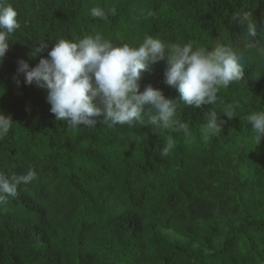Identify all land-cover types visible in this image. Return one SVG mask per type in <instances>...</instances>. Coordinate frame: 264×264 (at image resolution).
I'll list each match as a JSON object with an SVG mask.
<instances>
[{"label":"trees","instance_id":"1","mask_svg":"<svg viewBox=\"0 0 264 264\" xmlns=\"http://www.w3.org/2000/svg\"><path fill=\"white\" fill-rule=\"evenodd\" d=\"M20 29L0 63V113L13 121L0 139V171L37 178L0 205V264H264V136L245 117L264 111V0H7ZM107 19L93 18L92 7ZM114 9V13L109 12ZM250 13L259 41L250 47ZM102 35L138 46L146 36L209 50L228 44L244 78L221 88L213 105L182 102L190 135L144 123L69 127L50 112L46 91L25 85L17 61L34 67L55 40ZM47 44L35 59L31 49ZM164 61L144 72L166 98ZM17 80L20 81L18 86ZM235 106L228 120L225 109ZM215 111L225 123L205 140ZM176 143L162 155L167 139Z\"/></svg>","mask_w":264,"mask_h":264},{"label":"clouds","instance_id":"2","mask_svg":"<svg viewBox=\"0 0 264 264\" xmlns=\"http://www.w3.org/2000/svg\"><path fill=\"white\" fill-rule=\"evenodd\" d=\"M109 12L114 13V9ZM93 18L107 19L108 13L99 6L90 9ZM250 13L234 17L246 25L250 47L259 41L257 24ZM18 12L7 0H0V63L10 45V37L20 29ZM47 48L40 43L31 49L33 59ZM264 53V47H258ZM164 61L163 82L175 89V98H166L159 88L150 84L140 90L144 72H151L152 66ZM17 73L24 76L25 85L35 84L45 90L50 112L57 121H64L75 129L79 126L96 127L99 123L108 126L143 124L145 115L149 123L160 130L190 135L189 125L177 116V105L182 102L200 108L213 105L218 100L220 89L244 78V64L241 54L228 44H218L209 50L193 48L192 43L167 44L161 38L146 36L142 43L133 46L128 43L114 44L99 33L86 35L78 40L59 38L34 67L24 60L17 61ZM19 86L20 81L17 80ZM235 106L225 109L228 120L234 117ZM215 111L208 116L201 128L202 137L207 140L221 132L224 120H219ZM258 142L264 136V111H254L245 117ZM10 115L0 113V139L12 127ZM175 139L169 136L161 154L167 155L175 146ZM37 178V172L29 167L26 174L7 175L0 171V205L8 197L17 195L18 186Z\"/></svg>","mask_w":264,"mask_h":264}]
</instances>
